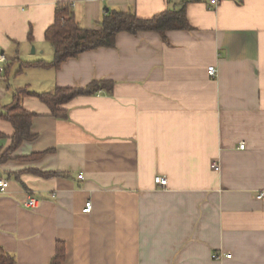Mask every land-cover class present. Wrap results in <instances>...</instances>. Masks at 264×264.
<instances>
[{
	"label": "crops",
	"instance_id": "obj_1",
	"mask_svg": "<svg viewBox=\"0 0 264 264\" xmlns=\"http://www.w3.org/2000/svg\"><path fill=\"white\" fill-rule=\"evenodd\" d=\"M184 1L0 0V116L19 89L113 83L74 99L64 120L22 100L36 139L0 164V247L17 264H51L58 243L63 264H264V0H195L191 30L121 32L114 48L58 70L22 68L53 61L46 32L59 3L92 30L109 10L152 19ZM0 133L7 150L14 128L2 118Z\"/></svg>",
	"mask_w": 264,
	"mask_h": 264
},
{
	"label": "trees",
	"instance_id": "obj_2",
	"mask_svg": "<svg viewBox=\"0 0 264 264\" xmlns=\"http://www.w3.org/2000/svg\"><path fill=\"white\" fill-rule=\"evenodd\" d=\"M193 1L195 0H185L177 8L169 9L152 19H141L131 11L109 10L99 22L98 27L92 30L81 27L71 3H59L55 11L54 24L46 32V40L54 48L53 61L50 63L44 61L27 63L22 65V68L35 67L58 70L67 60L77 58L83 53L101 48H114L117 35L121 32H127L132 35H138L143 32H156L166 39V34L169 31L191 30L186 8ZM7 73L8 69L5 65V72L0 75V78ZM112 89L113 83L99 81L91 83L86 88H56L43 94L31 93L26 88L14 91V101L4 108V112L0 116L3 120L10 122L14 128L11 146L7 150L0 147V164L12 160V155L24 142H32L36 139V135L32 133V121L36 115L24 109L22 104L24 98L35 97L39 99L49 108L52 117L64 120L67 118L65 106L74 99L81 96L95 95L103 90L111 92ZM2 138H5V136L0 133V139ZM45 154H34L19 160L36 161ZM36 173L42 176H51V173L50 175ZM52 176L63 177V175L55 173ZM65 257V245L58 243L57 251L51 264H63ZM0 264H17V261L13 255L0 247Z\"/></svg>",
	"mask_w": 264,
	"mask_h": 264
},
{
	"label": "built area",
	"instance_id": "obj_3",
	"mask_svg": "<svg viewBox=\"0 0 264 264\" xmlns=\"http://www.w3.org/2000/svg\"><path fill=\"white\" fill-rule=\"evenodd\" d=\"M211 4L216 7L219 4V0H212ZM6 62H7L6 58L4 56H1L0 57V75L4 74V72H5ZM208 72H209L211 77H216L217 76L216 67H209ZM240 149L244 150L245 149V145L242 144L240 146ZM212 167H213V169L215 171H219V169H220V167H219V165L217 163H213ZM80 179L81 180L84 179L83 175L80 176ZM155 183L159 187H161L162 189L167 188V186H168L167 178L166 177H162V176L155 177ZM0 187H1L2 191H5L8 188V183L6 181H0ZM52 197L55 198L56 195H53ZM258 199H264V193H261L258 196ZM39 206H40V201L39 200H37L36 198H34L32 196H28L27 201L25 203V207L26 208L37 209ZM92 210H93V205H92V202L89 201V202L86 203L83 212L85 214H90L92 212ZM213 258H215V259L218 258V255H214Z\"/></svg>",
	"mask_w": 264,
	"mask_h": 264
}]
</instances>
